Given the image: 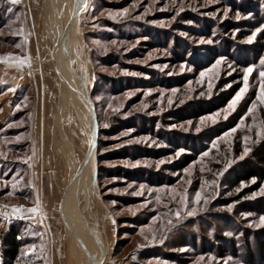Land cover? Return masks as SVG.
<instances>
[{
	"label": "rangeland",
	"instance_id": "rangeland-1",
	"mask_svg": "<svg viewBox=\"0 0 264 264\" xmlns=\"http://www.w3.org/2000/svg\"><path fill=\"white\" fill-rule=\"evenodd\" d=\"M263 149L264 0H0L14 264H264Z\"/></svg>",
	"mask_w": 264,
	"mask_h": 264
},
{
	"label": "trees",
	"instance_id": "trees-1",
	"mask_svg": "<svg viewBox=\"0 0 264 264\" xmlns=\"http://www.w3.org/2000/svg\"><path fill=\"white\" fill-rule=\"evenodd\" d=\"M101 143H102L101 139H98L97 141L98 148H100ZM255 156H256L255 160L259 164H264V149L260 153H256ZM93 160L95 161V156ZM250 174L252 173L249 172L247 178H249ZM21 247H22V242L20 239V228L17 226V224L15 225L13 224L10 227L9 231L4 235L2 239V243L0 245V256L4 260V263L14 264L15 261L19 258Z\"/></svg>",
	"mask_w": 264,
	"mask_h": 264
},
{
	"label": "bare ground",
	"instance_id": "bare-ground-1",
	"mask_svg": "<svg viewBox=\"0 0 264 264\" xmlns=\"http://www.w3.org/2000/svg\"><path fill=\"white\" fill-rule=\"evenodd\" d=\"M50 1V0H49ZM50 3V2H49ZM46 4V3H45ZM70 13V9L68 8V3L65 1V4L63 5V6H61L60 7V10H59V16H66L67 14H69ZM54 33H55V39H56V41H57V39H58V33H56L55 31H54ZM58 42V41H57ZM60 55L62 56V58L65 60V62L68 64V56L66 55V53L65 52H63V50L62 49H60ZM86 95V94H85ZM89 101L90 102V100H89V98H87L86 96H85V99H82V102L83 103H86V101ZM91 103V102H90ZM92 105V104H91ZM89 107H91L90 105H89ZM88 108V107H87ZM91 109V108H90ZM93 126H94V123H93ZM96 136H97V129L95 128V126H94V146H95V144H96ZM93 155H94V153H93V150L91 151V153L89 154V157H88V159H87V161H86V164H85V167H84V172L88 169V167H89V165H90V161L92 160V158H93ZM83 172V173H84ZM82 185L84 186V182H83V179L82 178H80L79 179V181H78V184H77V191H78V189H80L81 187H82ZM75 219H76V223H77V225H79V227H81L83 230H84V232H85V234H86V236H87V238H88V244L85 246V250H84V256H85V258L87 259V260H89L90 258H91V256H92V253H93V247H94V235H93V233L87 228V225H86V220H85V217L83 216L82 217V215H79L77 212L75 213Z\"/></svg>",
	"mask_w": 264,
	"mask_h": 264
},
{
	"label": "water",
	"instance_id": "water-1",
	"mask_svg": "<svg viewBox=\"0 0 264 264\" xmlns=\"http://www.w3.org/2000/svg\"><path fill=\"white\" fill-rule=\"evenodd\" d=\"M89 100H90V102L92 104L93 123H94L95 128L97 129V116H96L95 107H94V104L91 101L90 97H89ZM97 132H98V130H97ZM95 141H96V146H97V136H96V140ZM96 176H97V172L95 173V179H96Z\"/></svg>",
	"mask_w": 264,
	"mask_h": 264
},
{
	"label": "crops",
	"instance_id": "crops-1",
	"mask_svg": "<svg viewBox=\"0 0 264 264\" xmlns=\"http://www.w3.org/2000/svg\"><path fill=\"white\" fill-rule=\"evenodd\" d=\"M85 206H87V205H85Z\"/></svg>",
	"mask_w": 264,
	"mask_h": 264
}]
</instances>
